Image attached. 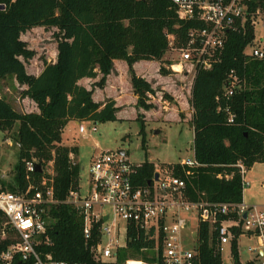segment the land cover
Returning a JSON list of instances; mask_svg holds the SVG:
<instances>
[{"label": "trees", "instance_id": "16d2710c", "mask_svg": "<svg viewBox=\"0 0 264 264\" xmlns=\"http://www.w3.org/2000/svg\"><path fill=\"white\" fill-rule=\"evenodd\" d=\"M263 0H261L262 2ZM0 77L8 74L24 84L23 95L31 98L38 110L20 112L4 96H0V129L6 139L15 127L13 140L19 146V159L11 181L0 179L2 189L19 191L28 185L26 161L37 159L42 168L54 161L53 185L57 204L52 205L48 234L52 244L42 242V254L55 259L87 264H124L128 257L139 254V242L120 249L115 260H100L91 250V242L83 237V221L78 210L65 200L80 183L81 166L70 158L78 154V146L63 144L64 128L70 120L94 122L115 121L118 107L113 99L101 103L93 98V89L81 84L84 76L106 81L114 68L115 58L127 60L132 70V83L139 103H146V91L152 84L134 70L141 58H163L168 49L167 32H175L184 40L191 20L177 16L171 0H0ZM255 6L257 2H252ZM36 25L57 27L58 52L54 61H46L36 74L27 70L25 61L35 55L22 33ZM255 38L249 21L240 31H231L218 60L210 68L196 69L191 82L193 106L194 155L200 166L188 178L193 198L202 193L210 201L243 200V184L239 168L241 160L248 168L264 162V59L245 52ZM170 62V60H168ZM238 77L234 94L226 95L231 86V71ZM163 71L168 72L165 67ZM229 108V111L227 110ZM230 113L234 120L229 121ZM142 146H146L144 123L140 126ZM75 161V163H74ZM175 172L181 174L180 164ZM155 164L146 159L138 174L140 184L153 177ZM231 177H219L218 174ZM44 170L33 173L40 182ZM231 242L235 263L241 262L240 229ZM19 236L0 211V253ZM134 244V245H133ZM132 246V247H131ZM134 246V249H133ZM199 255L202 264H225L218 232L208 223L200 225ZM17 264L31 260L16 257ZM251 264V262H245Z\"/></svg>", "mask_w": 264, "mask_h": 264}, {"label": "built area", "instance_id": "2783aa9c", "mask_svg": "<svg viewBox=\"0 0 264 264\" xmlns=\"http://www.w3.org/2000/svg\"><path fill=\"white\" fill-rule=\"evenodd\" d=\"M171 1L180 19L193 21L184 40H179L175 32H167L168 49L175 52L170 59L174 72H181L184 66L191 65L194 76L196 69L212 67L229 33L245 28L248 21L254 25L255 38L246 46L245 52L264 59V34L256 36V24L260 23L264 28V0ZM254 1L257 2L255 6ZM5 7L6 3L0 2V8ZM231 76L232 84L226 89L228 97L234 94L238 84L233 70ZM146 98L151 103L160 101L152 90L146 91ZM233 120L234 114L230 113L229 121ZM84 121L77 120L78 131L83 137H90L98 129L97 122L93 121L88 129ZM99 147L96 144V148ZM70 158L75 160V154L71 152ZM37 164L35 158L26 161L28 185L25 188L16 192L2 189L0 185V211L19 236V241L0 253V264H17V256L31 260V264H87L58 260L51 253L43 255L39 249L42 242L52 244L48 234L49 218L52 205L58 200L54 194V169L47 173L41 166V170L50 176L44 175L37 183L33 179L34 171L39 169ZM53 164V160L47 162L52 167ZM179 164L181 174L174 169L170 172L155 168L153 177L140 184L138 174L142 163L133 162L126 151L123 154L119 149L98 150L89 165L86 191H82L79 183L65 200L81 215L83 237L86 243L91 242L94 256L100 260H115L120 249L139 242V256L144 259L128 257L124 264H202L200 225L208 223L218 232L221 251L224 244H231L236 230L240 229V236L256 238V243L248 247L252 255L245 262L264 264V211L244 199L240 202L210 201L205 193L193 198L188 178L201 163L193 154ZM235 166L239 168L244 188L249 184V168L241 160ZM218 176L231 177L221 173ZM193 221L196 223V227L190 229L193 245L186 248L183 232Z\"/></svg>", "mask_w": 264, "mask_h": 264}, {"label": "rangeland", "instance_id": "374dc122", "mask_svg": "<svg viewBox=\"0 0 264 264\" xmlns=\"http://www.w3.org/2000/svg\"><path fill=\"white\" fill-rule=\"evenodd\" d=\"M56 29L55 26L36 25L22 33L28 45L35 50V55L25 61L28 71L37 74L46 61L56 59L58 52ZM260 34H264V28L258 23L256 36L259 37ZM174 54L173 50L167 49L163 58H141L137 60L138 68L133 66L138 75L152 84V93L160 100L151 103L145 98L146 103L151 104L149 108L139 103L133 88L132 70L124 58H118L116 64L114 62V68L110 75H107L104 84L100 85L98 82L100 75L93 77L94 79L82 80L92 86L98 102L115 100L119 117L115 121L97 122L98 129L90 137H83L75 120L69 121L64 128L63 144L76 145L79 148L75 160L81 166L82 191L85 192L88 187L89 165L99 149H124L133 162L143 163L148 159L155 164V168L170 172L176 170V163L194 154L193 109L190 95L194 69L190 65L184 66L181 72H174L168 62ZM164 67L168 72L163 71ZM24 87L25 85L13 74L0 77V96L6 97L20 112L37 111L35 102L23 95ZM142 122L147 140L145 147L142 146L140 133ZM84 124L89 129L93 121L85 120ZM16 128L8 132L6 139L0 129V179L6 181L12 180L19 159V146L11 136ZM96 144L100 147L96 148ZM45 169L47 173L53 171L51 165H47ZM247 180L249 184L244 186V199L250 204L258 205L264 211V162H258L249 168ZM195 227L196 223L193 221L183 232V244L186 248L193 245L190 229ZM239 239L240 259L245 262L252 255L248 247L256 243V238L244 234ZM230 249V243L224 244L222 258L225 264H235ZM135 258L144 259L139 255Z\"/></svg>", "mask_w": 264, "mask_h": 264}, {"label": "crops", "instance_id": "0c3cea01", "mask_svg": "<svg viewBox=\"0 0 264 264\" xmlns=\"http://www.w3.org/2000/svg\"><path fill=\"white\" fill-rule=\"evenodd\" d=\"M117 60H118V58H115V59H114L115 64H116ZM138 62H139V61L135 62V64H134V65H135V68H136V67L138 68ZM41 70H42V69H41ZM38 73H39V72H38ZM38 73H37V74H38ZM98 75H100V74H98ZM109 75H110V74H109ZM88 78H93V77H90V76H84V77H82V78L79 79V82H80L81 84L87 86L88 88H92V86H90L89 83H87L86 81H82V80H85V79H88ZM93 79H94V78H93ZM190 95H191V91H190ZM93 98H94V100L96 99V98H95V93H93ZM116 99H118V98H116ZM95 101H99V100L96 99ZM103 103H105V102H103ZM37 110H38V108H37ZM117 117H118V115H117ZM118 118H119V117H118ZM70 121H71V120H70ZM75 121H77V120H75ZM257 163H258V162H257ZM255 164H256V163H255ZM243 199H244V197H243ZM244 200H245V199H244ZM245 201H246V200H245ZM246 202H247V201H246ZM239 247H240V239H239ZM230 251H231V250H230ZM239 252H240V248H239ZM250 257H251V256H250ZM250 257H249V258H250ZM249 258H248V259H249ZM248 259H247V260H248ZM247 260H246V261H247ZM241 262H242V261H241Z\"/></svg>", "mask_w": 264, "mask_h": 264}, {"label": "water", "instance_id": "95a60500", "mask_svg": "<svg viewBox=\"0 0 264 264\" xmlns=\"http://www.w3.org/2000/svg\"><path fill=\"white\" fill-rule=\"evenodd\" d=\"M120 152L121 153H125V150L124 149H120ZM38 168L41 169V165L40 164H37ZM155 177L157 178L158 177V173L155 174ZM237 264H242L241 262H238Z\"/></svg>", "mask_w": 264, "mask_h": 264}]
</instances>
